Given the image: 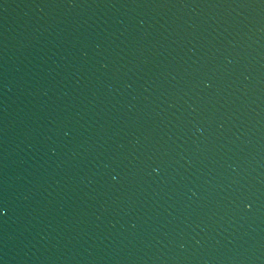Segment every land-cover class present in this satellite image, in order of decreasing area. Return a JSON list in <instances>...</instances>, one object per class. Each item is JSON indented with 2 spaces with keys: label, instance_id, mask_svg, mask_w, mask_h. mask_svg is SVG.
Masks as SVG:
<instances>
[{
  "label": "water",
  "instance_id": "1",
  "mask_svg": "<svg viewBox=\"0 0 264 264\" xmlns=\"http://www.w3.org/2000/svg\"><path fill=\"white\" fill-rule=\"evenodd\" d=\"M0 264H264V0H0Z\"/></svg>",
  "mask_w": 264,
  "mask_h": 264
}]
</instances>
